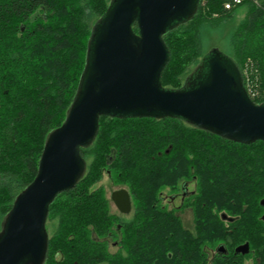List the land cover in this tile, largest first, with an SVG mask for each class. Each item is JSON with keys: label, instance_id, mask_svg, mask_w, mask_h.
I'll return each instance as SVG.
<instances>
[{"label": "trees", "instance_id": "trees-1", "mask_svg": "<svg viewBox=\"0 0 264 264\" xmlns=\"http://www.w3.org/2000/svg\"><path fill=\"white\" fill-rule=\"evenodd\" d=\"M228 1L234 2L200 0L193 18L163 34L170 51L163 88L184 85L208 53L202 50L208 33L221 30L243 5L247 12L226 37L225 54L241 71L252 62L264 87V0L226 8ZM109 3L0 0V230L15 198L37 176L49 132L66 119L94 24ZM81 152L84 176L50 205L47 223H57L52 235L47 227L44 264H242L237 259L249 256L264 264V140L232 141L176 116L102 115L94 141ZM107 169L135 200L130 219L110 210L98 183ZM190 182L197 191L185 188ZM179 183L183 203L192 208L191 226L160 204L162 189ZM246 242L250 251L236 254Z\"/></svg>", "mask_w": 264, "mask_h": 264}, {"label": "water", "instance_id": "water-1", "mask_svg": "<svg viewBox=\"0 0 264 264\" xmlns=\"http://www.w3.org/2000/svg\"><path fill=\"white\" fill-rule=\"evenodd\" d=\"M199 3L110 1L94 24L85 68L66 119L49 132L37 176L4 217L0 264L46 262L50 205L84 176L87 164L81 149L94 141L102 115L176 116L232 141L264 140V103L249 96L241 69L220 49H210L181 88L162 87L161 74L170 58L162 36L193 18ZM112 200L121 212L131 211L126 188L115 190ZM218 250L223 252L224 247ZM249 251L246 242L235 253Z\"/></svg>", "mask_w": 264, "mask_h": 264}, {"label": "rangeland", "instance_id": "rangeland-1", "mask_svg": "<svg viewBox=\"0 0 264 264\" xmlns=\"http://www.w3.org/2000/svg\"><path fill=\"white\" fill-rule=\"evenodd\" d=\"M246 12H247V6L246 5L245 6L243 5L241 7L236 8L233 20H230L227 23H225L221 30L216 29V30L210 31L208 33L209 36H206V39H205L204 44H203L204 46H202L203 52L206 53L207 51H209L212 48H218L221 51H223L224 53H226L228 51V40H227V38H228L229 34H231L232 30L234 28H236V26L244 18ZM246 64H245V66H246ZM195 65H196L195 62L190 63L188 67L190 70H192L195 67ZM248 67H250L248 75L250 73H252V76H253V74L257 70H254L251 62L248 63ZM184 77L185 76H182V78H184ZM263 89H264V87H263ZM98 183L100 186L102 185L104 187V191L106 193V196L110 199V208H111L110 210L112 212H118V207L116 206V204L114 203V201L111 198L112 192L117 190V189L123 188V187L127 188V186H125L123 183L116 182L112 178L111 171H109V169L104 170L102 178ZM196 187H197V184L195 185L194 182H192V183L190 182L189 190H191V192H193L192 190H194ZM181 192H182L181 183H179V185L175 189H172L171 186H166L164 189H162L163 199H162L160 204H162L163 206H167L170 209L174 208V209L178 210L179 213L181 214V216L183 217L185 223L187 225L191 226L193 224L192 208L187 206L188 204L186 202L183 203L181 196L178 199H176L175 202L171 201V195L176 194V193H179L181 195ZM131 197H132V195H131ZM132 204H133V208H134V206H135L134 198H132ZM183 204L186 207H182ZM132 212H133V210L131 211V213H128V214L122 213V214L125 215L124 216L125 219H130L132 216ZM56 223H57L56 220H49V222L47 223V227H48L50 235H52V233L54 232L55 227H56ZM118 249L119 248L115 243L112 242L110 244V250L112 252H116ZM242 261H243L242 264H253L254 258L249 256L247 258L240 257L237 259L238 263H241Z\"/></svg>", "mask_w": 264, "mask_h": 264}, {"label": "built area", "instance_id": "built-area-1", "mask_svg": "<svg viewBox=\"0 0 264 264\" xmlns=\"http://www.w3.org/2000/svg\"><path fill=\"white\" fill-rule=\"evenodd\" d=\"M242 2H243V0H234L233 3L228 1V2L225 3V6H226V8H231L233 5H238V4L242 3ZM248 63H250V62L248 61L246 66H244V68H243V77H244L246 90H247L248 94L250 95V97H264V89L261 88L259 86V84L257 83V78H258L257 77V73H258V71H256L253 74V76H252V73H250L248 75L249 68H250V67H248ZM251 64L253 66L252 62H251Z\"/></svg>", "mask_w": 264, "mask_h": 264}, {"label": "flooded vegetation", "instance_id": "flooded-vegetation-1", "mask_svg": "<svg viewBox=\"0 0 264 264\" xmlns=\"http://www.w3.org/2000/svg\"><path fill=\"white\" fill-rule=\"evenodd\" d=\"M190 185V183H186V186H185V188H187L188 186ZM124 188V187H123ZM121 189V188H120ZM127 189V188H126ZM118 190V189H117ZM128 190V189H127ZM129 191V190H128ZM114 192V191H113ZM112 192V193H113ZM130 193V192H129ZM130 195H131V193H130ZM181 195L179 194V193H176V194H174V195H171V201L172 202H175L176 201V199H178L179 197H180ZM112 198V197H111ZM131 199H132V197H131ZM181 199H182V197H181ZM132 209H133V204H132V208H131V211H132ZM131 211L129 212V213H131ZM118 212L119 213H123V212H121L120 210H119V208H118ZM124 214H128V213H124Z\"/></svg>", "mask_w": 264, "mask_h": 264}]
</instances>
